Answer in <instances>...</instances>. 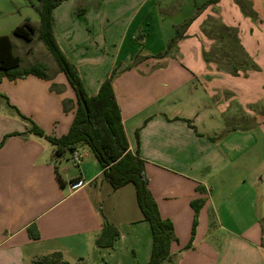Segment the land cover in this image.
I'll return each instance as SVG.
<instances>
[{
    "label": "crops",
    "instance_id": "crops-1",
    "mask_svg": "<svg viewBox=\"0 0 264 264\" xmlns=\"http://www.w3.org/2000/svg\"><path fill=\"white\" fill-rule=\"evenodd\" d=\"M210 1L63 0L54 33L89 96L116 73L130 151L144 160L160 215L173 224L163 264H264V0H218L168 50L176 28ZM39 8L0 4V37H11L14 51L15 29L28 20L38 27ZM210 16L238 31L257 71L233 76L204 60ZM36 64L45 77L13 79L0 69V264L80 263L98 253L106 223L120 231L116 264H148L153 236L134 185L113 189L85 145L76 164L30 132L35 124L66 136L77 110L59 67L26 66Z\"/></svg>",
    "mask_w": 264,
    "mask_h": 264
},
{
    "label": "trees",
    "instance_id": "trees-1",
    "mask_svg": "<svg viewBox=\"0 0 264 264\" xmlns=\"http://www.w3.org/2000/svg\"><path fill=\"white\" fill-rule=\"evenodd\" d=\"M63 0H40L38 9L40 17L39 27H35L29 20L18 26L14 35L31 42L35 37L41 41L51 54L59 69L65 74L68 83L72 87L77 101L75 118L69 133L61 138L47 136L37 125L33 124L30 132L45 137L54 147L55 155L64 156L67 153H74L81 145H86L92 151L103 168L104 178L113 189H120L128 184L134 185L136 189L137 202L143 213L144 219L151 226L153 245L151 258L148 264H163L171 256V244L174 240L173 224L163 220L158 205L149 190V178L145 170V162L138 155L130 151L129 142L122 124L121 112L116 100L113 88L114 72L110 78L106 79L97 95L89 96L85 90L84 83L76 67L70 63L57 42L54 33V9ZM239 2V0H236ZM218 0H212L198 8L195 15L185 24L176 28V35L170 41L168 50L173 48L179 40L183 39L190 24L209 5H214ZM244 9L243 4H238ZM208 24L211 30H206ZM204 34L209 40H213L224 45V50L239 51L242 62L239 66H233L231 70H223L233 76H238L242 72L257 71L258 67L244 51L240 44L238 31L223 24L215 17H208L204 23ZM217 34V35H216ZM226 53V52H225ZM168 52L157 56L164 57ZM231 64L233 58L224 55ZM204 60L207 63H214L220 66V61L212 53L204 52ZM23 60L15 54L14 44L11 37H0V69L10 78L16 79L27 75H37L45 77L44 67L41 64L33 66H23ZM80 96L83 97L86 108ZM61 184L64 182L59 177ZM193 206L198 211L197 204ZM197 225L195 222L194 227ZM33 230L35 232L33 233ZM34 239L39 238V233L35 227L29 229ZM120 236L118 228L106 223L102 233L96 240L98 248H112Z\"/></svg>",
    "mask_w": 264,
    "mask_h": 264
},
{
    "label": "rangeland",
    "instance_id": "rangeland-1",
    "mask_svg": "<svg viewBox=\"0 0 264 264\" xmlns=\"http://www.w3.org/2000/svg\"><path fill=\"white\" fill-rule=\"evenodd\" d=\"M59 1V0H58ZM0 4H40V0H0ZM39 27V25H38ZM212 27L210 24H208V27H206V30H211ZM217 35V34H216ZM14 40L17 44V48L15 52L19 54L22 57V60L24 62V66L35 64V63H44L46 67L50 70L49 74H53L55 72V69L58 65L51 56V54L47 51L44 44L37 39V37L34 38L32 43L25 41L22 38H19L17 36H14ZM210 43L207 45L206 52L212 53V55L216 56L217 59L220 61V66H217L219 69L223 70H231L233 66H239L242 62L241 54L239 51H228L224 50V45L219 44L213 40H209ZM226 52V53H225ZM224 55H227V57H235L233 58V61L231 64L228 63V59H224ZM232 59V58H231ZM251 72L250 70L247 72H242L241 75H246ZM8 113H11V111L8 109ZM90 153L92 151L87 147L84 146ZM132 186V185H130ZM109 199H106V205L104 206V214L107 213V208L109 206ZM113 248V247H112ZM112 248H98V253L96 255H91L90 258H86L83 261H78L80 263L76 264H116V260L114 259V255L112 254L111 249ZM125 258V256L123 257ZM122 260H125L123 259Z\"/></svg>",
    "mask_w": 264,
    "mask_h": 264
},
{
    "label": "built area",
    "instance_id": "built-area-1",
    "mask_svg": "<svg viewBox=\"0 0 264 264\" xmlns=\"http://www.w3.org/2000/svg\"><path fill=\"white\" fill-rule=\"evenodd\" d=\"M83 154L79 151H75L73 153V160L76 164H80L81 160H82ZM81 185V183H76V184H72V189H76L77 187H79Z\"/></svg>",
    "mask_w": 264,
    "mask_h": 264
},
{
    "label": "water",
    "instance_id": "water-1",
    "mask_svg": "<svg viewBox=\"0 0 264 264\" xmlns=\"http://www.w3.org/2000/svg\"><path fill=\"white\" fill-rule=\"evenodd\" d=\"M80 99H81V101H82V103H83L84 107L86 108V103H85V101H84L83 97H82V96H80ZM86 111H87V113H88V110H87V108H86Z\"/></svg>",
    "mask_w": 264,
    "mask_h": 264
}]
</instances>
